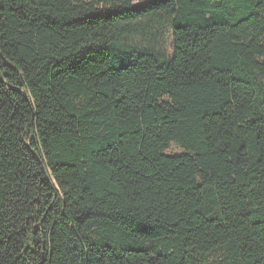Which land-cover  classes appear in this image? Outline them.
<instances>
[{
  "label": "trees",
  "instance_id": "1",
  "mask_svg": "<svg viewBox=\"0 0 264 264\" xmlns=\"http://www.w3.org/2000/svg\"><path fill=\"white\" fill-rule=\"evenodd\" d=\"M0 264H264V0H0Z\"/></svg>",
  "mask_w": 264,
  "mask_h": 264
},
{
  "label": "rangeland",
  "instance_id": "2",
  "mask_svg": "<svg viewBox=\"0 0 264 264\" xmlns=\"http://www.w3.org/2000/svg\"><path fill=\"white\" fill-rule=\"evenodd\" d=\"M155 27L159 29L158 32L154 31V24H148V26L138 34V37L133 39L141 45L153 46L158 49H166V47H169L170 44L167 27L165 25H155ZM181 152L182 151L178 146L172 144L166 154L173 155L180 154Z\"/></svg>",
  "mask_w": 264,
  "mask_h": 264
}]
</instances>
